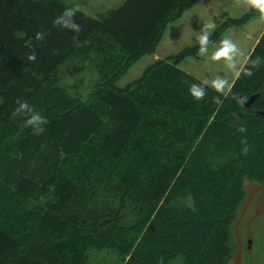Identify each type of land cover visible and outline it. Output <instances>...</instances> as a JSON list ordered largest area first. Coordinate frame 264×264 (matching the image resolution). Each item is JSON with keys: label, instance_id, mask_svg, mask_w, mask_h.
Listing matches in <instances>:
<instances>
[{"label": "trees", "instance_id": "16d2710c", "mask_svg": "<svg viewBox=\"0 0 264 264\" xmlns=\"http://www.w3.org/2000/svg\"><path fill=\"white\" fill-rule=\"evenodd\" d=\"M195 1L79 8L74 40L53 23L73 4L0 0V264H228L245 184L264 200V62L221 105L211 88L194 101L188 85L202 81L178 67L198 43L116 85ZM256 16L226 18L210 39ZM256 56L264 27L241 65ZM87 66L97 80L83 100ZM17 99L47 118L42 134L13 117Z\"/></svg>", "mask_w": 264, "mask_h": 264}, {"label": "rangeland", "instance_id": "374dc122", "mask_svg": "<svg viewBox=\"0 0 264 264\" xmlns=\"http://www.w3.org/2000/svg\"><path fill=\"white\" fill-rule=\"evenodd\" d=\"M120 0H63L67 4H76L88 14L115 6ZM247 7L240 0H196L192 7L184 11L175 21L168 23L154 52L140 57L124 75L116 81L118 87L137 78L142 70L156 59L175 54L184 46L197 43L204 25L211 22L216 26L226 18L239 17ZM260 16L250 18L240 26H230L224 30L218 39L209 46L208 54L184 58L178 67L188 72L195 78L205 81L212 80L220 75L230 81L234 74L225 66L224 61L213 62L211 53L218 47L222 39H232L240 48L241 55L237 57L238 67L243 63L246 55L252 48L255 40L264 27ZM214 30V29H213ZM210 30V33L213 32ZM82 88L80 96L83 100L93 90L97 80L95 71L86 67L81 75ZM69 83L70 80H67ZM245 196L238 205L237 214L231 228L232 253L228 264H264V200L261 186L256 183H246ZM250 239L247 244L246 240ZM116 257V255H114Z\"/></svg>", "mask_w": 264, "mask_h": 264}, {"label": "clouds", "instance_id": "9594fccd", "mask_svg": "<svg viewBox=\"0 0 264 264\" xmlns=\"http://www.w3.org/2000/svg\"><path fill=\"white\" fill-rule=\"evenodd\" d=\"M243 6H246L249 10H256L260 13L259 19L264 22V0H240ZM79 11L77 5L71 7H66L64 11L57 16L53 23L59 28H63L69 31L76 33L73 37L74 40L78 38V34L81 31V26L76 23L75 16ZM215 29L214 23H207L204 25L203 29L200 32V35L196 38L199 45L198 52L200 55L205 56L208 54L209 44L213 43L210 39V30ZM44 32H37L35 39L37 41L43 40L45 37ZM26 47L32 46V41L28 40L25 42ZM241 50L239 46L229 38L222 39L218 42V47L215 48V51L211 53L210 59L213 62L224 61L225 66L231 70L234 76L239 79L241 75L246 77H251L253 75V70L264 62V57L256 56L254 59L248 57L245 61V65L238 67L237 57L240 56ZM29 61L34 62L36 60V54L33 52L27 57ZM232 84L229 83L224 77L217 75L212 80H205L200 83H189V94L194 101H201L207 95V89H213L217 95L214 97V102L217 105H221L223 100L221 97L227 96L232 89ZM17 107L14 109L12 115L13 117H26L23 122V126L30 128L34 134L39 135L45 131L43 127L48 123L46 117L42 116L37 112L32 105L29 104L27 100H19L15 102ZM238 132L244 133L247 131L246 128L240 127L237 129ZM242 151L246 152L247 148H244Z\"/></svg>", "mask_w": 264, "mask_h": 264}, {"label": "water", "instance_id": "95a60500", "mask_svg": "<svg viewBox=\"0 0 264 264\" xmlns=\"http://www.w3.org/2000/svg\"><path fill=\"white\" fill-rule=\"evenodd\" d=\"M257 95H258V93L252 94L246 99L243 97H239V101L244 107H248L253 102V100L257 97ZM246 243L249 244L250 239H247Z\"/></svg>", "mask_w": 264, "mask_h": 264}]
</instances>
